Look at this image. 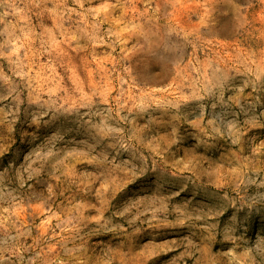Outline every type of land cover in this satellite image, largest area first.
Wrapping results in <instances>:
<instances>
[{
    "label": "rangeland",
    "instance_id": "1",
    "mask_svg": "<svg viewBox=\"0 0 264 264\" xmlns=\"http://www.w3.org/2000/svg\"><path fill=\"white\" fill-rule=\"evenodd\" d=\"M0 264H264V0H0Z\"/></svg>",
    "mask_w": 264,
    "mask_h": 264
}]
</instances>
